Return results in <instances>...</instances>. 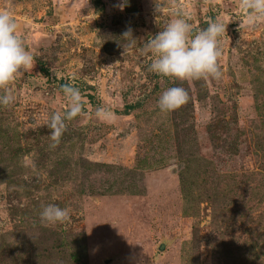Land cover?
Instances as JSON below:
<instances>
[{
	"label": "rangeland",
	"instance_id": "rangeland-1",
	"mask_svg": "<svg viewBox=\"0 0 264 264\" xmlns=\"http://www.w3.org/2000/svg\"><path fill=\"white\" fill-rule=\"evenodd\" d=\"M121 2L0 0L35 55L0 107V264H264V23L239 31L238 0H161V15L154 0ZM174 12L196 31L227 24L222 80L148 71L145 42ZM66 83L85 111L53 150ZM173 86L190 100L162 113ZM48 203L71 219L41 224Z\"/></svg>",
	"mask_w": 264,
	"mask_h": 264
},
{
	"label": "clouds",
	"instance_id": "clouds-1",
	"mask_svg": "<svg viewBox=\"0 0 264 264\" xmlns=\"http://www.w3.org/2000/svg\"><path fill=\"white\" fill-rule=\"evenodd\" d=\"M174 5L175 0H170ZM123 11L127 0L114 5ZM243 13L239 28H256L264 23V0H238ZM154 11L161 15L164 5L154 0ZM227 24L220 19H210L207 27L196 31L190 17L173 13L167 24L144 45V51L151 56L148 71L174 81H220L223 78L220 59L224 54L223 38ZM126 40L135 41L129 28L123 33ZM35 55L29 51L19 26L8 7L0 8V107H9L16 102L17 96L13 83L23 73L34 67ZM66 98L67 108L53 111L48 119L50 129V149H56L67 130V121L84 114V98L81 90L72 83L61 86ZM190 100L189 91L182 86L165 89L157 99V107L162 113H170L186 105ZM95 118L102 123L115 122V114L99 106L94 110ZM41 224L64 223L71 219L70 209L57 204L42 205L39 213Z\"/></svg>",
	"mask_w": 264,
	"mask_h": 264
}]
</instances>
